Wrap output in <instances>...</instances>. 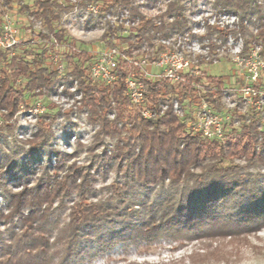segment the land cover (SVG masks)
Segmentation results:
<instances>
[{
	"label": "trees",
	"instance_id": "16d2710c",
	"mask_svg": "<svg viewBox=\"0 0 264 264\" xmlns=\"http://www.w3.org/2000/svg\"><path fill=\"white\" fill-rule=\"evenodd\" d=\"M14 1L0 0V7H12ZM92 2L99 3L100 17L127 9L142 22L130 28L135 40L130 42L126 38L130 43L122 49L125 57H118L116 78L112 82L93 79L90 72L93 55L87 50L75 51L74 45H71V54L66 55L71 68L69 74L59 77L51 64L46 63L54 49L53 38L65 47L71 44L66 30L55 25L75 8L70 0H35L29 8L32 18L47 28V32L40 33L44 42L40 52L17 50L21 44L12 49L0 48V120L3 121L0 124V194L9 210L6 214L4 206L0 208V226L6 223L7 227L9 217L17 221L8 225L9 237L0 228V264H50L49 231L52 230L43 224L54 227L58 236L62 234V246L52 264H86L122 244L152 243L169 236L203 239L214 232L248 233L264 226V132L253 134L258 120L252 119L242 130L229 128L224 140H209L189 128L186 117L173 108L174 99L186 108L192 103L188 98L202 96L213 109L221 111L228 92L222 76H208L214 86L204 92L197 86L200 80L195 73H185L184 81L177 84L133 73L145 84L146 102L134 105V113H128L132 101L126 79L131 68L126 57L149 47L152 55H146L155 60L160 50L155 41L159 36L183 33L190 28L186 6L171 1L156 20L146 19L139 10L145 4H136L135 0H81L78 7ZM219 3L224 10L250 22H264L261 0H219ZM121 27L108 23L104 37L118 40ZM256 41H261L264 47V29L251 35L247 48ZM71 79L79 81L90 121L101 126L97 143L104 149L84 168L67 166L70 174L59 178V170L72 155L54 148L56 132L52 126L61 114L70 118L71 113L48 108L39 119L35 139L29 143L17 140L15 125L8 121L18 112L26 93L34 96L29 106L41 101L47 107L48 97L56 85ZM144 110L153 115L145 117ZM183 113L188 114L186 110ZM10 136L14 138L13 143L5 147ZM107 138L114 143L110 153L106 150ZM53 150L57 152L56 165L43 170L40 178H36L35 167H42L41 155ZM22 161L27 169L20 166ZM113 169L120 171L123 180L111 184L107 193L102 194L104 197H98L94 183ZM19 173L24 189L8 190L5 183ZM29 181L36 182L29 188ZM156 187H163L158 198L155 196L160 193ZM73 191L80 194V201L73 206L69 223L59 228L50 220V204L54 198ZM135 202L137 207L133 206ZM15 226L20 230L15 231Z\"/></svg>",
	"mask_w": 264,
	"mask_h": 264
},
{
	"label": "rangeland",
	"instance_id": "374dc122",
	"mask_svg": "<svg viewBox=\"0 0 264 264\" xmlns=\"http://www.w3.org/2000/svg\"><path fill=\"white\" fill-rule=\"evenodd\" d=\"M34 1L35 0H15L12 7L7 9H5V7H0V24L4 13L9 12L12 21L18 29L19 36L22 38V44L17 50L22 51L27 49L31 53L40 52L42 50L43 47H41V45H44V42L40 33L47 32L44 23L34 20L30 14L29 8L33 7ZM135 1L136 4L141 2L140 0ZM171 1H178L186 6V14L190 20V28L184 32L193 30L195 36L200 41L201 48L204 47L203 50L198 51L200 55L195 58L198 60L196 68H199L198 72L195 73L200 80V82L197 83L198 88L201 87L204 92L205 90L213 89L214 85L207 77L222 76L225 81L224 86L227 88L226 90H228L224 95L220 108L222 112L228 114L229 118L224 124L223 136L216 139L224 140L225 134L229 132V128L234 127V130H242L252 119L258 120V128L253 131V134L260 135L261 132H264V68L260 71V78L256 84V90L258 91L257 95L253 96L249 101L244 100V98H241V87L244 86L243 73L245 74L244 70L246 66L245 64L242 66L237 65L235 61V52H237L236 48L239 47L241 56L250 58L252 52L257 50L260 59L264 60V47L261 41H256L251 48H247V41L252 34H258L260 28L264 29V22H250L249 19H244L240 15L233 17L235 14L224 10L220 6L219 0H144V2H146L145 6L139 7V10L146 19L156 18V20H159L161 15L167 10V3ZM261 1L264 3V0ZM24 5H27V8L24 7ZM72 16L74 15L71 13L63 15L61 21L55 23V25H57L56 28H64L66 30L67 37L71 40V44H68L66 47L63 44L56 48V51L64 53L63 61L67 69L65 74L71 72L70 66L67 65L68 59L66 58V55L71 54L73 50L71 45L75 46V51L87 50L89 54L93 55L92 58L94 59L98 57V54L105 47L111 46L110 44L118 47L121 54H123L122 49L127 48L129 43L135 40L130 28L138 27L142 23L139 17L134 16L138 21L135 25L131 24V27H125L120 24L119 26H122L118 32L120 38L114 40L110 36L104 37L108 23L113 24V22L104 20L100 16H93L90 12L85 10L76 12L75 18H72ZM70 18L73 22L68 26L67 23ZM164 20L169 21L167 17H164ZM114 25L118 24L116 23ZM175 34H170L169 36H175ZM126 38H129L130 42L127 41ZM155 41L156 44L159 45V40L156 39ZM137 54H140L138 58H142L148 57L147 55H152V52L149 47H146L141 48L139 51H135L131 57H126L129 68H131L130 76L138 74L145 77L144 67L136 63L138 62V59H136ZM208 54L210 55L209 58H207ZM153 56H155V54ZM46 63H50L54 70V63L51 59H46ZM238 70H240V72ZM152 72H157L155 66ZM64 75L58 76L63 77ZM137 81H139V79H137ZM183 81L184 79L181 82ZM200 98L203 97L191 98V105H186V108L179 105L177 110L174 108V103L178 101L180 104L179 100L174 99L172 102L174 110L177 111L176 113L180 116H185L187 126L194 131H196V129L192 126L195 122V118L199 115L198 107L200 104H198V101ZM33 99L34 96L26 93V95L23 96V101H21L19 105L18 112L8 121V123L15 125V136L19 142L29 143L35 139L38 122L43 112L37 113L33 111L34 113H31L29 111L31 106L28 104H33ZM48 100L49 103L47 107L41 105L44 111L53 107L60 109L62 112L71 113L70 118H65L61 114L59 119L52 126L56 132L54 148L58 152L72 155L67 157L69 160L66 161L64 167L59 170L58 177L61 178V176L70 174L71 171L68 170L67 166L84 168L83 166L90 164V160L94 158L95 154H100L102 152L104 148L99 147L97 143L101 136V126L99 123L90 121L91 114L85 106L84 94L80 89L77 79H71L68 83H58L49 95ZM131 101L132 104L127 109L129 114L134 113V105H137L133 102L132 98ZM166 107L167 105L164 106V108ZM194 107L196 109H193ZM210 107L212 108V106ZM185 110L188 114L183 113ZM214 110L217 111V109ZM110 118H113V115H110ZM2 122L3 121L0 120V124ZM205 137L209 140L213 139L207 136ZM13 139L14 138L10 136L9 145L6 144L5 147L11 146ZM113 148V140L107 138L106 150L110 153ZM56 155L57 152L55 150L41 155L42 160L40 162L42 167H35L36 178H40V174L43 170H47L49 167L51 169L56 165ZM49 161L51 162L49 163ZM23 163L24 161L20 163V166L27 169L26 166L24 167ZM44 165H46V168H43ZM253 170L255 171V169ZM16 176L17 177H10L7 183H5V186L10 191L19 192L24 189V182L21 181L20 173ZM121 176L120 171L113 169L106 172L103 176L98 177L94 183V187L99 191L97 196L104 197L102 194L107 193L108 187H110L111 184L123 180ZM35 182L36 181H29L27 186L30 188ZM156 188V192L160 193L155 196L158 198L162 196L161 191L163 187ZM78 201H80V194L74 191L67 192L60 198H54L50 204V212H52L50 220L56 222L59 228L65 227L71 219L73 206ZM4 203L3 196L0 194V208L4 206V212L7 214L9 210L5 208ZM137 203L138 202L133 203V206L137 207ZM6 220L7 227L4 225L6 223H2L0 228L3 230L5 237H9L11 231L7 230L8 225L17 221L12 217ZM43 225L45 228L52 230L49 231L52 245L50 251L52 261L50 264H52L54 260H57L56 251L62 246V234L58 236V234L53 231L54 227L48 226L47 224ZM14 230L19 231L20 229L18 226H15ZM86 264H264V226L256 228L254 231L248 233L241 231L236 233L234 231V233L230 235L229 231L214 232L211 236L203 239L169 236L162 237L152 243L122 244L109 250L105 255Z\"/></svg>",
	"mask_w": 264,
	"mask_h": 264
},
{
	"label": "built area",
	"instance_id": "2783aa9c",
	"mask_svg": "<svg viewBox=\"0 0 264 264\" xmlns=\"http://www.w3.org/2000/svg\"><path fill=\"white\" fill-rule=\"evenodd\" d=\"M75 4V8L70 13L75 18V13L78 11H88L93 16H98L100 12V5L97 2L87 4L85 7H78L81 0H70ZM139 4H145L144 0H140ZM121 14V15H119ZM233 17H237L234 15ZM104 20L111 21L113 24L123 25L125 27H131L135 25L136 18L130 15L127 9L119 12H107L101 17ZM73 20L70 18L67 25H71ZM193 30H189L183 33H176L175 36H159L160 50L155 60H150L148 57L138 58L137 65L143 66L145 69L144 76L147 78H161L174 84L179 83L184 79V74L191 72L197 73L196 68L198 60L195 59L199 56L200 50H203L200 46L199 39L195 36ZM22 44V38L19 36V32L15 23L12 21V17L9 12H5L2 22L0 24V48L12 49L16 45ZM54 49L51 51L50 57L54 63V70L59 76L64 75L67 71L66 65L63 61L64 53L56 51V48L60 46L57 39L53 38L51 42ZM235 61L237 65L242 66L245 64V74L243 73L244 86L241 87V98L249 101L253 96L257 95L256 84L260 78V71L264 68V60L260 59L257 50H254L250 55V58L241 56L239 47L236 48ZM207 53V52H206ZM203 55V54H202ZM201 55V56H202ZM125 57L121 54L120 50L116 46H107L99 54L90 67L91 76L95 80H103L106 82H112L116 78V70L118 68V57ZM209 58V54L207 55ZM128 58V57H127ZM157 68V72L153 73V67ZM242 68V67H241ZM240 72V70H238ZM127 92L132 98L135 104L141 106L145 105L146 97L144 94L145 84L137 81L134 76H129L126 79ZM62 87V86H61ZM191 101L190 98L187 99ZM199 115L195 118L193 128L196 131H201L205 136L209 138H221L224 133V124L229 118L226 112L216 111L212 109L205 98H200L198 101ZM44 106L41 101L31 106L29 110L37 113L44 112ZM181 105L176 101L174 103L175 110ZM45 107V106H44ZM193 109H196L195 107ZM177 112V111H176ZM145 116L151 117L153 114L149 110H144ZM32 115V114H30ZM183 115V114H182Z\"/></svg>",
	"mask_w": 264,
	"mask_h": 264
}]
</instances>
